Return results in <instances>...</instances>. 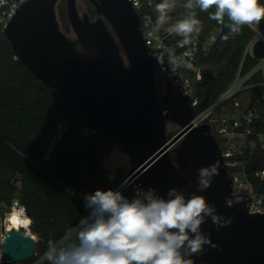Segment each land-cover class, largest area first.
<instances>
[{"label": "water", "instance_id": "water-1", "mask_svg": "<svg viewBox=\"0 0 264 264\" xmlns=\"http://www.w3.org/2000/svg\"><path fill=\"white\" fill-rule=\"evenodd\" d=\"M58 1L28 0L17 9L5 30L14 54L40 82L68 98L81 126L116 138L130 163L127 177L140 188L166 197L176 187L190 196L198 170L217 164L219 174L210 187L196 194L232 223L217 228L208 218L202 230L217 247L192 259L197 264H264V213L249 212V196L233 192L210 125H193L196 110L166 65L161 67L164 94L159 95L153 57L158 53L145 44L131 1L89 0L97 14L91 19L81 14L77 0H65L75 38L61 29ZM168 118L179 126L170 137ZM226 199L234 205L228 207ZM36 244L25 228L9 229L2 257L7 264L24 262L35 255Z\"/></svg>", "mask_w": 264, "mask_h": 264}, {"label": "trees", "instance_id": "trees-1", "mask_svg": "<svg viewBox=\"0 0 264 264\" xmlns=\"http://www.w3.org/2000/svg\"><path fill=\"white\" fill-rule=\"evenodd\" d=\"M259 2L264 4V0ZM59 7L64 9V0L58 1L57 10ZM149 11L156 16L154 6ZM181 11L184 12L183 7ZM197 13L202 21L200 42L217 27L222 29L209 54L200 62L203 79L197 83V90L199 98H205L206 106L228 87L241 65L245 73L256 63L246 53L254 33L244 26L240 34L225 40L226 27L210 20L208 13ZM258 26L264 31V20ZM252 53L263 57L264 42H256ZM14 56L7 36L0 32V200L11 204L13 198H18L24 205L31 220L29 229L38 238L36 251L32 258L14 264H33L44 255L49 240L59 241L68 227H75L88 215L83 201L86 186L94 182L95 190L115 189L127 177L103 168L99 162V154L111 136L102 130L83 135L68 98L40 82ZM61 120H69L70 125L47 154ZM114 146L112 151L124 153L120 144ZM253 183L264 192V182L255 179ZM124 194L133 197V187H128ZM2 215L0 208V221ZM1 242L0 227V264ZM40 264L48 262L43 259Z\"/></svg>", "mask_w": 264, "mask_h": 264}, {"label": "clouds", "instance_id": "clouds-1", "mask_svg": "<svg viewBox=\"0 0 264 264\" xmlns=\"http://www.w3.org/2000/svg\"><path fill=\"white\" fill-rule=\"evenodd\" d=\"M136 6L139 7L138 0ZM176 6V0H160L154 5L153 31L181 37V47L189 45L201 32L197 10L208 13L210 20L228 29L225 40L240 34L244 26L258 31L264 20V4L259 0H185L181 18L173 23L170 13ZM153 57L162 69L165 63L169 68H193L171 49L165 48ZM180 79L186 86L183 73ZM218 174L215 163L201 167L196 192L190 196H186L185 189L172 187L166 197L150 189L146 196L129 198L122 191L126 181L116 189L84 194L88 215L75 227H68L59 241L49 240L44 259L48 264H194L193 257L202 255L208 247H217L210 234L202 230L206 220L210 218L217 228L232 223L230 217L218 213L215 205L196 194L208 189ZM226 205L232 207L234 201L226 199ZM30 223L25 217L20 226Z\"/></svg>", "mask_w": 264, "mask_h": 264}, {"label": "built area", "instance_id": "built-area-1", "mask_svg": "<svg viewBox=\"0 0 264 264\" xmlns=\"http://www.w3.org/2000/svg\"><path fill=\"white\" fill-rule=\"evenodd\" d=\"M26 1L28 0H0V32L5 33L11 17ZM130 1L138 14L145 44L156 53L165 48L171 49L181 57L182 62L187 61L193 65L191 70H185L182 66L169 68L165 63L178 81L187 102L196 110L191 120L193 125L195 127L202 124L210 125V131L218 141L224 166L232 177L233 192L245 193L249 196V212L264 213V192L257 190L253 183L255 179L264 182V163L256 160L258 154L264 153V56L255 57L252 53L256 42H264V31L259 26L258 31L252 29L254 35L246 49V53L256 60L254 66L243 73L241 65L228 87L209 104L203 106L205 98L201 100L197 90V83L203 79L200 62L209 54L218 40L222 31L221 27L214 29L204 42H200L199 36H194L189 45L181 47V37L169 36L163 30L158 33L153 31L156 16L149 11V8L156 4L155 0H138L139 7L136 6L137 0ZM180 48L184 49L178 52ZM14 58L18 59L16 55ZM181 73L188 81L186 86L180 79ZM69 125V120H61L57 123L56 133L50 142L47 154L61 139ZM80 131L83 135H89L96 130L81 126ZM125 181L126 187L122 189L123 192L132 186L134 195L149 194L148 190L140 188L128 177L123 182ZM0 208L3 210L0 221L1 240H3L8 230L6 226L8 215L15 208L23 209L26 215L27 212L18 198H13L11 204L0 200ZM1 259L2 264H7L3 257ZM43 259L44 255L33 264H40ZM194 264L197 263L194 262Z\"/></svg>", "mask_w": 264, "mask_h": 264}, {"label": "rangeland", "instance_id": "rangeland-1", "mask_svg": "<svg viewBox=\"0 0 264 264\" xmlns=\"http://www.w3.org/2000/svg\"><path fill=\"white\" fill-rule=\"evenodd\" d=\"M177 6L176 8L170 13V15L172 16V22H175L178 19V16L181 15L182 13V3L183 0H176ZM77 5L78 8L81 12V14L84 13V11L90 15V12L92 11V4L89 3L88 0H77ZM63 7V4H62ZM179 12L178 14H176L177 16H173L174 13ZM57 15H58V20L61 26V29L63 30V32L70 38H75V34L71 28V25L69 23L68 20V16H67V9H66V1L64 0V9L59 7L57 10ZM160 70V96H162L164 94V75L162 72V69H160V67H158ZM179 130V126L173 122L172 120H170L169 118L167 119V134L168 136H172L174 135L177 131ZM118 142L116 140V138L114 137H109L107 139L106 144L104 145V147L102 148L100 154H99V162L101 164V166L105 169H113L119 176L121 177H127L128 176V170L130 167V163L129 160L127 158V155L124 151V153L122 154L121 151L120 153H116L112 151V149L115 147L114 145H116ZM119 144V143H118ZM261 160L264 163V156L263 154H258V156L256 157V160ZM96 182V181H95ZM96 185V183L93 182V185H88L86 186V192L85 194L88 193H93L95 191V188H93ZM30 231V229H29ZM31 232V231H30ZM32 233V232H31ZM36 237V240L38 239L37 236L35 234H33ZM9 264V263H8Z\"/></svg>", "mask_w": 264, "mask_h": 264}, {"label": "bare ground", "instance_id": "bare-ground-1", "mask_svg": "<svg viewBox=\"0 0 264 264\" xmlns=\"http://www.w3.org/2000/svg\"><path fill=\"white\" fill-rule=\"evenodd\" d=\"M16 215L18 216L19 218V222L17 223H14L13 220H12V217ZM27 217L29 219V217L25 214V213H22L20 209H14L9 215H8V218H7V222H6V226H7V229H12V228H21L22 226H20L24 220V218ZM22 228H25L26 230L29 229V225H27V227H22ZM29 234H31L33 236V234L29 231Z\"/></svg>", "mask_w": 264, "mask_h": 264}, {"label": "flooded vegetation", "instance_id": "flooded-vegetation-1", "mask_svg": "<svg viewBox=\"0 0 264 264\" xmlns=\"http://www.w3.org/2000/svg\"><path fill=\"white\" fill-rule=\"evenodd\" d=\"M89 1V0H88ZM89 3H90V1H89ZM91 4V3H90ZM92 6V11L90 12V15H89V17L91 18V19H95V18H97V14H96V11H95V14H93V11H94V7H93V5H91ZM157 69H156V77H157V88H158V92L160 93V70H159V68L158 67H160V69H161V66L159 65V64H157ZM160 95V94H159Z\"/></svg>", "mask_w": 264, "mask_h": 264}, {"label": "snow or ice", "instance_id": "snow-or-ice-1", "mask_svg": "<svg viewBox=\"0 0 264 264\" xmlns=\"http://www.w3.org/2000/svg\"><path fill=\"white\" fill-rule=\"evenodd\" d=\"M12 220H13L14 223L19 222V218H18V216H16V215H14V216L12 217Z\"/></svg>", "mask_w": 264, "mask_h": 264}, {"label": "crops", "instance_id": "crops-1", "mask_svg": "<svg viewBox=\"0 0 264 264\" xmlns=\"http://www.w3.org/2000/svg\"><path fill=\"white\" fill-rule=\"evenodd\" d=\"M178 13H179V12H176V13H174V14H173V16H175V17H176V16H177L176 14H178ZM179 17H180V16H178V18H179Z\"/></svg>", "mask_w": 264, "mask_h": 264}]
</instances>
